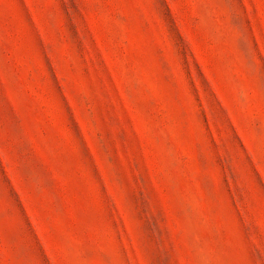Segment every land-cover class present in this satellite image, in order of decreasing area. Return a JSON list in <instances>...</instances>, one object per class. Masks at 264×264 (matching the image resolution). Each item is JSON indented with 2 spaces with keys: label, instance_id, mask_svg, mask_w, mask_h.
I'll list each match as a JSON object with an SVG mask.
<instances>
[{
  "label": "rangeland",
  "instance_id": "obj_1",
  "mask_svg": "<svg viewBox=\"0 0 264 264\" xmlns=\"http://www.w3.org/2000/svg\"><path fill=\"white\" fill-rule=\"evenodd\" d=\"M0 264H264V0H0Z\"/></svg>",
  "mask_w": 264,
  "mask_h": 264
}]
</instances>
